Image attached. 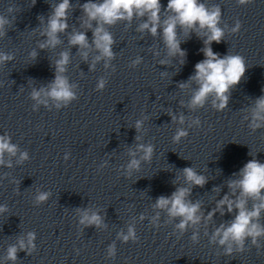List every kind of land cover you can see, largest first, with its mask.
<instances>
[{
  "label": "clouds",
  "instance_id": "obj_1",
  "mask_svg": "<svg viewBox=\"0 0 264 264\" xmlns=\"http://www.w3.org/2000/svg\"><path fill=\"white\" fill-rule=\"evenodd\" d=\"M36 0H32L34 5ZM253 0H237L241 6L252 3ZM71 0H60L59 3L52 5V12L45 24L44 18L38 17L41 21L40 35L45 37L38 42L41 50L55 49L62 43L60 34L67 33L69 29V12L72 10ZM79 8L82 15L79 17L80 28L85 30L73 29L68 33V44L76 47L80 57L87 62L90 52L97 54L93 57L89 70L94 71L98 62L103 61L107 68L110 62L115 59L116 53L113 45L116 43L113 34L109 30L120 22H126L130 27L133 20L138 19L136 31L139 33L147 32L152 37L159 36L166 49L168 57L179 58L178 62L183 65L187 53L181 47V39L178 33L185 37H190L195 33L203 40L204 47L201 49L204 59L195 64V72L187 81L180 82L177 87L181 90L191 89L190 98L186 106L190 111L202 109L211 100L212 108L222 112L228 105L231 89L237 86L246 73L245 58L239 54H227L220 56L212 49L213 42L219 44L225 37V30L220 26L222 10L219 5L209 6L201 0H168L166 8L161 4V0H87L80 4ZM9 12L12 11L10 7ZM162 12L164 16L162 18ZM11 21L5 16L0 15V38L6 35V26H10ZM226 27V26H225ZM242 25L239 20L235 22L231 32L236 34ZM37 31V30H33ZM92 32L91 41L87 32ZM159 55L157 51L154 53ZM38 53L33 49L29 57L35 60ZM70 51H61L59 57L53 61L54 79L39 88L32 87L30 98L35 102L34 108L40 105L48 107L50 104L57 109L67 107L72 101L77 99L74 91L76 85L71 83L66 75L70 63ZM14 59L10 53L0 52V66L5 65ZM142 62L141 57H137L131 62V67L135 68ZM161 65H167L168 61L160 60ZM115 70V69H114ZM161 75H167L162 73ZM107 81L99 78L96 90L102 91L106 87ZM195 84L196 87L192 88ZM172 121L185 124L186 117L183 113L179 116L171 111L168 113ZM148 117L135 121L137 133H141L144 120ZM248 119V117H245ZM201 126L198 117L192 119L189 127ZM249 127L255 131L264 127V95L255 100L254 107L251 109V119ZM189 132L183 127L176 129L172 139L174 143H179L187 138ZM142 139L141 135L136 136V141ZM155 151V146L151 143H136L129 147L127 154L131 159L125 169V175L131 178L133 172H139L142 162L150 163ZM142 155L137 158V154ZM9 159H5V157ZM17 164H22L29 160L27 151H21L19 146L12 142L11 136L7 133L0 135V166L11 168L12 158H17ZM67 159V157H65ZM184 185L177 186L170 196L160 195L152 204L156 210L152 217V224L159 227L161 212L168 217V222L178 221L174 224L175 230L181 235L191 227L194 229L190 239L192 243H199V226H205V235H208L207 228L214 216L219 213L234 214L230 221L222 222L215 227L209 237V242L216 244L223 249V255L232 256L234 253L246 251V241L250 240L252 246L258 250L262 247L260 241L264 239V224L261 223L262 213H264V163L253 158L249 160L238 173H233V177L226 181L229 192L222 198L215 201V206L205 213L202 211V202L190 199L194 187L203 188L208 182V178L196 171L194 167H184L180 170ZM180 176L173 180L177 184ZM217 194L219 188H214ZM51 193L39 191L35 196V204L39 206L48 201ZM251 202V205H250ZM250 205V206H249ZM8 211L7 205H0V214ZM79 224L85 227L95 226L97 228L106 226L104 217L98 211L91 208L77 209ZM141 220L144 216L141 215ZM36 234L29 231L26 235L17 237L15 244H10L6 250V262L16 264L18 253L23 251L28 255L35 250ZM118 239L127 243L137 242L139 237L136 235L135 227L130 225L127 232L118 233ZM179 239V237H178ZM108 256L116 255L115 244L108 247Z\"/></svg>",
  "mask_w": 264,
  "mask_h": 264
}]
</instances>
